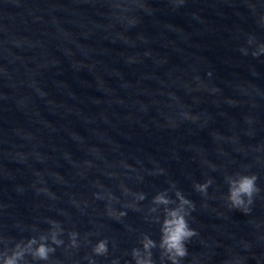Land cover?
Listing matches in <instances>:
<instances>
[{
  "label": "water",
  "instance_id": "water-1",
  "mask_svg": "<svg viewBox=\"0 0 264 264\" xmlns=\"http://www.w3.org/2000/svg\"><path fill=\"white\" fill-rule=\"evenodd\" d=\"M262 44L264 0H0V252L56 221L63 244L26 264H136L179 190L181 264H264ZM238 172L259 177L249 215L226 200Z\"/></svg>",
  "mask_w": 264,
  "mask_h": 264
},
{
  "label": "clouds",
  "instance_id": "clouds-1",
  "mask_svg": "<svg viewBox=\"0 0 264 264\" xmlns=\"http://www.w3.org/2000/svg\"><path fill=\"white\" fill-rule=\"evenodd\" d=\"M180 3L183 0H179ZM135 23V21H131ZM254 38L250 37L248 43L253 44ZM243 55H248V50L242 48L240 50ZM264 54V44L259 46L258 51L252 52L254 58H259ZM189 119L195 121L197 117L189 116ZM163 174L164 170H160ZM259 177L256 174H245L238 172L235 175L226 177L228 184V195L226 197L227 203L236 211L244 215L251 213L254 198L260 193L261 189L258 187ZM213 180L208 179L205 183L194 184V190L204 196L208 195V188L212 185ZM22 191V189H21ZM176 199L169 197L167 190L158 193L152 200L156 205L153 211H158L163 207L164 219L161 223V238L159 244L145 235L140 241L142 250L139 248L133 249L132 256L136 264H155L153 259V249L158 248L160 251V264H181V261L188 256V243L193 238L198 236V233L189 224V218L195 211V204L193 201L187 199L179 190L175 192ZM96 199H103L99 194H96ZM116 197L111 194L108 195V200ZM140 201L145 199L143 194H139ZM172 205H175L174 207ZM117 212L110 208V212ZM121 216L126 215L124 211L118 212ZM52 230L48 235H41L38 239L33 237L27 242H20L16 244L11 253L0 252V264H26L25 258L31 256L34 260L47 261L50 253L55 252V247L51 245L60 246L63 240L58 237L63 234V229L56 221L51 222ZM78 233H69L72 244L75 246L78 238ZM50 241V243H49ZM94 253L104 255L108 252L107 242L99 241L93 249Z\"/></svg>",
  "mask_w": 264,
  "mask_h": 264
}]
</instances>
